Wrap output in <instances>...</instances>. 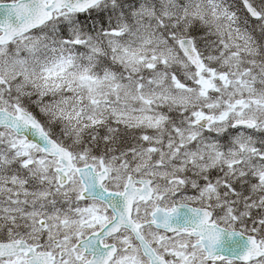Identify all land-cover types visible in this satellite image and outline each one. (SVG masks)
Wrapping results in <instances>:
<instances>
[{"label":"snow or ice","instance_id":"obj_1","mask_svg":"<svg viewBox=\"0 0 264 264\" xmlns=\"http://www.w3.org/2000/svg\"><path fill=\"white\" fill-rule=\"evenodd\" d=\"M0 264H264V0H0Z\"/></svg>","mask_w":264,"mask_h":264}]
</instances>
